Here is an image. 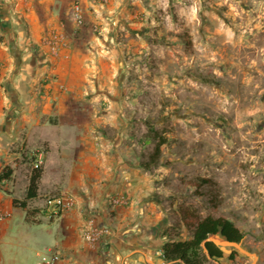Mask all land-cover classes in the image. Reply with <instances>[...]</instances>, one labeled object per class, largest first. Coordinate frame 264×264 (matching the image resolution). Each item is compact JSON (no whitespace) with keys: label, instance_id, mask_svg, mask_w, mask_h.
Masks as SVG:
<instances>
[{"label":"crops","instance_id":"0c3cea01","mask_svg":"<svg viewBox=\"0 0 264 264\" xmlns=\"http://www.w3.org/2000/svg\"><path fill=\"white\" fill-rule=\"evenodd\" d=\"M139 3L83 0L86 24L77 28L73 0H0V175L12 170L0 182L8 216L0 264H36L35 250L48 245L63 253L60 264H172L163 247L179 240L165 234L172 220L156 202L155 169L142 163L146 126L131 61ZM52 30L70 40L58 56L43 43ZM35 156L43 174L27 201ZM59 193L76 206L49 219L46 198ZM116 195L129 204H107ZM90 218L111 230L97 246L83 238Z\"/></svg>","mask_w":264,"mask_h":264},{"label":"rangeland","instance_id":"374dc122","mask_svg":"<svg viewBox=\"0 0 264 264\" xmlns=\"http://www.w3.org/2000/svg\"><path fill=\"white\" fill-rule=\"evenodd\" d=\"M134 6L143 23L131 59L146 126L142 163L155 169L156 202L172 220L165 234L189 240L199 218H228L264 264V0ZM55 251L37 248L35 263ZM253 261L233 249L208 264Z\"/></svg>","mask_w":264,"mask_h":264},{"label":"trees","instance_id":"16d2710c","mask_svg":"<svg viewBox=\"0 0 264 264\" xmlns=\"http://www.w3.org/2000/svg\"><path fill=\"white\" fill-rule=\"evenodd\" d=\"M165 139L161 141L157 148L156 153L153 155L152 162L158 164V158L161 154V146ZM146 166H150V163ZM43 174V169L38 168L32 171L30 185L27 191V201L35 199L39 195L40 180ZM12 176L11 169H5L0 175V182L10 179ZM27 201L22 203V206L27 207ZM18 204V201H15ZM30 214V213H29ZM212 233H221L232 241L240 242L244 240L245 233L242 232L236 224L224 217H214L209 215L205 218H199L194 226L192 239L179 240L176 242H168L164 245V258L167 262L172 264H208L212 260H220L224 256V252L212 242H207L209 255L205 252L203 243Z\"/></svg>","mask_w":264,"mask_h":264},{"label":"built area","instance_id":"2783aa9c","mask_svg":"<svg viewBox=\"0 0 264 264\" xmlns=\"http://www.w3.org/2000/svg\"><path fill=\"white\" fill-rule=\"evenodd\" d=\"M107 3L109 0H103ZM72 14L74 23L77 28H81L86 24V13L83 4V0H73ZM96 30V28H95ZM45 47H47L53 56H58L61 51L70 46V40L67 35L61 31L52 30L43 39ZM37 161L34 165V169H38L43 165V156L36 158ZM107 204L118 207L127 206L129 200L121 195L109 196L106 199ZM76 206V199L72 194L59 193L56 195H50L46 198L43 214L49 219H55L60 217L67 211L72 210ZM8 216L0 215V219L4 220ZM83 238L85 241L92 245L97 246L101 241L111 233L109 227H103L97 224L94 218L87 220L86 225L82 230ZM44 261L47 264H60L63 260V253L58 249L50 257H44Z\"/></svg>","mask_w":264,"mask_h":264},{"label":"water","instance_id":"95a60500","mask_svg":"<svg viewBox=\"0 0 264 264\" xmlns=\"http://www.w3.org/2000/svg\"><path fill=\"white\" fill-rule=\"evenodd\" d=\"M207 242L214 243L224 253H227V254L232 253L233 249H236V250L242 252L243 254L254 258V261L252 264H257V261L259 259V256L257 253L251 252L244 247L243 240L240 242L232 241V240L228 239L227 237L223 236L221 233H212L208 236V238L203 243V247L205 249V252L209 255V250H208L207 245H206ZM209 258L212 259L210 255H209Z\"/></svg>","mask_w":264,"mask_h":264}]
</instances>
